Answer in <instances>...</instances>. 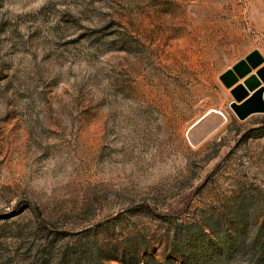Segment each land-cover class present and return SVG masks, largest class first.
Returning a JSON list of instances; mask_svg holds the SVG:
<instances>
[{
    "label": "rangeland",
    "instance_id": "1",
    "mask_svg": "<svg viewBox=\"0 0 264 264\" xmlns=\"http://www.w3.org/2000/svg\"><path fill=\"white\" fill-rule=\"evenodd\" d=\"M254 51L264 0H0V264H55L76 238L51 230L95 224L110 264L206 218L254 234L264 113L239 120L220 79Z\"/></svg>",
    "mask_w": 264,
    "mask_h": 264
},
{
    "label": "trees",
    "instance_id": "2",
    "mask_svg": "<svg viewBox=\"0 0 264 264\" xmlns=\"http://www.w3.org/2000/svg\"><path fill=\"white\" fill-rule=\"evenodd\" d=\"M186 211V204L155 213L165 220H179ZM219 220L206 218L202 223L180 224L173 229V234L165 241V250L161 257L150 254L148 259L139 263L138 259L130 257L126 246L118 248V259L122 264H222L225 259L234 257L235 252L244 246L246 250L241 255L247 254L246 264H264V225L261 223L254 234L247 239L242 238V233L237 232L233 225V235L222 230ZM98 224L79 230L77 232L51 230L55 238L69 236L75 237L71 247H59V258L55 264H110L108 261L114 256H106L105 261L97 260L98 254L104 253L106 246L99 244L96 236ZM247 242V243H246ZM237 250V251H236ZM78 254L83 262L73 260L64 262L66 255ZM126 257L122 260L123 257Z\"/></svg>",
    "mask_w": 264,
    "mask_h": 264
},
{
    "label": "water",
    "instance_id": "3",
    "mask_svg": "<svg viewBox=\"0 0 264 264\" xmlns=\"http://www.w3.org/2000/svg\"><path fill=\"white\" fill-rule=\"evenodd\" d=\"M261 56L252 52L226 70L220 79L230 89L231 110L239 120L264 113V65Z\"/></svg>",
    "mask_w": 264,
    "mask_h": 264
}]
</instances>
